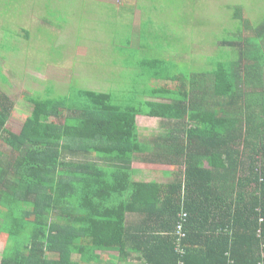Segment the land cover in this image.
I'll return each instance as SVG.
<instances>
[{"label":"trees","instance_id":"1","mask_svg":"<svg viewBox=\"0 0 264 264\" xmlns=\"http://www.w3.org/2000/svg\"><path fill=\"white\" fill-rule=\"evenodd\" d=\"M241 13L238 35L224 39L232 51H221L210 68L171 76L168 61L149 60L151 78L179 87L143 90L136 105H118L103 92H48L32 98V113L14 132V103L0 92L1 264H89L96 251L119 253L126 214L145 208L152 215L171 204L176 230L183 202L184 264L197 252L195 237L214 264H264V22L252 25ZM244 27L254 36L244 38ZM137 115L171 124L173 135L156 140L185 168L164 203L166 187L132 179ZM199 218L204 225L193 235Z\"/></svg>","mask_w":264,"mask_h":264},{"label":"rangeland","instance_id":"2","mask_svg":"<svg viewBox=\"0 0 264 264\" xmlns=\"http://www.w3.org/2000/svg\"><path fill=\"white\" fill-rule=\"evenodd\" d=\"M4 2L0 92L14 103L8 121L14 132L32 113V98L48 92L55 98L103 92L128 106L143 90L177 88L151 78L149 60L168 61L172 72L167 66L163 71L171 76L210 68L221 51H232L224 39L238 35V9L252 25L264 22V0H14L9 8ZM242 31L244 38L254 36L246 27ZM139 122L161 128L160 120ZM4 248L0 242V264Z\"/></svg>","mask_w":264,"mask_h":264},{"label":"crops","instance_id":"3","mask_svg":"<svg viewBox=\"0 0 264 264\" xmlns=\"http://www.w3.org/2000/svg\"><path fill=\"white\" fill-rule=\"evenodd\" d=\"M152 120H160L161 128L150 129L139 122H152ZM163 121L162 118L156 116H136L138 147L133 152L130 163L134 182L159 183L166 187V194L162 195V203L166 201L167 197L173 195L174 192L169 187L177 181L180 170L185 169L178 167L182 159L177 158L175 152H166L161 148V144L165 145L166 143H159L156 140L160 136L173 135V133L167 132L168 127L171 128V124L168 123V127L163 126L165 123ZM169 146H173L172 142H169ZM171 150L176 149L172 147ZM90 157L93 162L95 155ZM205 168L210 169L208 162H206ZM171 207V204L161 205L152 215H149L148 212L145 213V208L144 211L126 214L125 230L123 237L120 238L119 253L114 250L96 251L94 261L89 264H175L174 230L176 220ZM203 225V219L195 220L191 228L193 235L199 234ZM208 227L210 224L205 225V228ZM195 241H197V245L191 248L192 251L197 252L191 256L190 264H214L215 262L203 253L204 247L199 243L201 239L195 237ZM0 242L4 243L1 240ZM201 242L203 243V241ZM81 260L82 255L75 252L73 261L80 262Z\"/></svg>","mask_w":264,"mask_h":264},{"label":"built area","instance_id":"4","mask_svg":"<svg viewBox=\"0 0 264 264\" xmlns=\"http://www.w3.org/2000/svg\"><path fill=\"white\" fill-rule=\"evenodd\" d=\"M178 218L179 221L176 225V230H175V235H176L175 253L180 258L178 264H184L182 259L186 256V246H185V240L187 238L186 227L189 220V214L186 212L184 208V202L182 203V209L179 213ZM260 221L263 222V218H261ZM226 256H229V254H227ZM229 264H233V262L230 261Z\"/></svg>","mask_w":264,"mask_h":264}]
</instances>
